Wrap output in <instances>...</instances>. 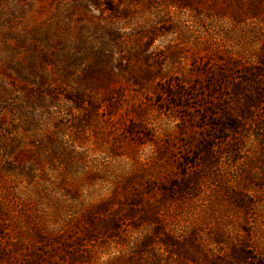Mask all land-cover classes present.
Returning <instances> with one entry per match:
<instances>
[{
  "label": "rangeland",
  "instance_id": "374dc122",
  "mask_svg": "<svg viewBox=\"0 0 264 264\" xmlns=\"http://www.w3.org/2000/svg\"><path fill=\"white\" fill-rule=\"evenodd\" d=\"M7 1L18 29L49 33L43 71L81 103L66 135L24 146L37 190L0 188V264H235L233 245L264 247V0Z\"/></svg>",
  "mask_w": 264,
  "mask_h": 264
},
{
  "label": "trees",
  "instance_id": "16d2710c",
  "mask_svg": "<svg viewBox=\"0 0 264 264\" xmlns=\"http://www.w3.org/2000/svg\"><path fill=\"white\" fill-rule=\"evenodd\" d=\"M172 4L190 6L191 1L175 0ZM23 12L24 7L0 0V21L5 18V26L0 28V67L6 75L5 79L0 76V188L23 183L33 191L37 190L35 169L26 165L24 159L33 156L37 146L33 145L35 148L28 151L24 146L27 141L33 144L36 140L53 144L57 137L66 135L65 120L78 114L81 99L80 94L63 92L56 84L60 77L56 72L43 71V65L56 56L48 50L52 39L45 31L29 33L24 28L18 29L17 20ZM39 41L45 50H35V43ZM24 49L28 53L26 61L21 62L17 57ZM32 53L38 56V66L33 65ZM4 197L7 203L0 195V219L8 216L11 207L7 196ZM248 247L244 243L233 245L231 257L235 264H264V247L246 250Z\"/></svg>",
  "mask_w": 264,
  "mask_h": 264
}]
</instances>
